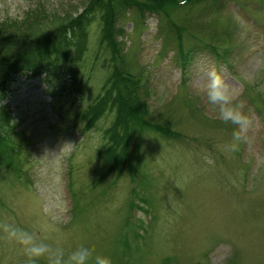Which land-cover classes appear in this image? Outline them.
<instances>
[{
    "label": "rangeland",
    "instance_id": "374dc122",
    "mask_svg": "<svg viewBox=\"0 0 264 264\" xmlns=\"http://www.w3.org/2000/svg\"><path fill=\"white\" fill-rule=\"evenodd\" d=\"M91 3L94 14L83 17L72 40L80 48L42 54L60 66L61 87L27 68L1 91L6 126H14L1 128L9 144L0 132V160L8 159L0 166V224L66 253L87 244L113 264H264V0H170L166 13L139 8L149 0H0V44L7 35L13 48L12 39L65 22ZM106 6L112 48L102 39ZM172 21L190 50L183 65L173 38L164 41ZM32 55L26 61L39 58ZM213 69L253 119L236 152L225 148L232 126L216 118L200 90ZM116 70L136 79L147 123L176 137L134 124L125 149L132 164L109 171L95 152L108 142L114 115L104 111L90 128L81 125L84 107ZM26 261L0 230V264Z\"/></svg>",
    "mask_w": 264,
    "mask_h": 264
},
{
    "label": "trees",
    "instance_id": "16d2710c",
    "mask_svg": "<svg viewBox=\"0 0 264 264\" xmlns=\"http://www.w3.org/2000/svg\"><path fill=\"white\" fill-rule=\"evenodd\" d=\"M149 1L150 3L139 4V8H144L149 12H167L166 6L169 5L170 0ZM92 4L93 3L87 4L80 13L65 22L53 25L36 33L35 35H21L17 40L12 39L11 41L16 43L13 48H9L5 45L6 42H9V38L7 35H4V42L0 44V66L5 67L3 74L0 76V94L1 91L6 89L10 82L14 79L15 74L23 72V70L27 68L32 69L31 71L33 73L41 70L44 71V80L48 82L50 86H53V88L56 86L61 87L62 85H60L58 81L60 80L59 78H61V73L57 72V69L60 66L56 63L50 64V61L47 62V60L43 59L42 54H48L50 57L52 56V52H56L61 47L66 48L72 46L75 49H79L81 44L79 42H72L73 36L77 35L75 32L76 30H82L81 23L83 21V17L89 18L94 14L92 10H89ZM104 8H106L105 11L101 10L102 22L103 24L109 25L106 29H104V25H102V35L103 30L107 34H105L102 39L109 44L110 48H112V46H115L114 40L111 37V31L109 30V26L111 24L109 20L112 17V9L109 6ZM171 24L173 26L171 25L168 28L169 32L166 34L164 41H166L167 38H173L177 58L183 65L190 50L188 48L184 49L183 40H180L181 36L179 35V32L181 30H178L181 28H177L178 26L173 21ZM185 32L191 36L193 35L191 30ZM175 33L178 34L174 35ZM35 53L39 55L37 60H31L29 58V61L32 62L26 61L29 56L32 54L35 55ZM219 56L222 58L226 57V48H222V52ZM49 60H51V58ZM23 61L27 62L28 66H21ZM113 75L115 78H107L108 88L104 89L102 92L103 94L84 107L85 112L82 115L83 124L81 125L82 130L90 128V125L101 114H103L104 111H109L112 115H114L111 126L106 129L109 137L105 136V138L108 142L97 147L95 152L97 155L96 157L99 159L101 158L104 161L105 166L109 171L116 168L122 169L132 164L130 151L125 152V149L128 143L130 144L129 133L130 128L134 124L138 126L144 125L148 127L146 131L158 132L163 137H176V132L169 131V129L164 126L147 123L146 116H149V112L147 111L148 107L145 101L143 102L142 95L140 96L139 94L138 96L136 94L137 81L134 77L127 73H121L119 70H116ZM60 87L59 89H61ZM6 114V106L1 107L0 117L2 118V122L0 123V132H2L1 128H5L6 133H9L10 128L12 129L14 126V122L12 121V124L6 126L8 120L11 122L10 116H7ZM2 133L4 134V132ZM13 134L16 133L14 132ZM4 137L7 144H9L8 135L4 134ZM109 142L110 144H108ZM3 149L6 151L5 156H7V150L9 151L10 149L7 147H4ZM0 161H4L0 164V166L8 164V159L4 158ZM131 174L133 175V171Z\"/></svg>",
    "mask_w": 264,
    "mask_h": 264
},
{
    "label": "clouds",
    "instance_id": "9594fccd",
    "mask_svg": "<svg viewBox=\"0 0 264 264\" xmlns=\"http://www.w3.org/2000/svg\"><path fill=\"white\" fill-rule=\"evenodd\" d=\"M186 3L187 0H180L181 6ZM200 90L207 105L215 112L216 118L232 126L231 140L225 148L230 152L238 151L241 144L248 140L247 134L253 125L252 117L245 111L244 102L215 69L208 72ZM0 230L6 239L21 246L27 258L26 264H38L40 260H44L46 264H113L109 256L96 253L94 247L84 243L66 253L59 244L53 246L15 224H0Z\"/></svg>",
    "mask_w": 264,
    "mask_h": 264
}]
</instances>
